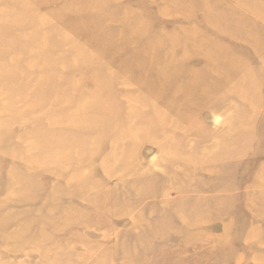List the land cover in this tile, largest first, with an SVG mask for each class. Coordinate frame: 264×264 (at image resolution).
<instances>
[{
  "label": "rangeland",
  "instance_id": "obj_1",
  "mask_svg": "<svg viewBox=\"0 0 264 264\" xmlns=\"http://www.w3.org/2000/svg\"><path fill=\"white\" fill-rule=\"evenodd\" d=\"M70 1L0 0V264H264V0ZM105 2L116 19L92 16ZM69 45L158 114L133 101L122 140L121 113L65 129L84 98L56 85L59 59L83 57ZM171 120L167 142L153 122Z\"/></svg>",
  "mask_w": 264,
  "mask_h": 264
},
{
  "label": "bare ground",
  "instance_id": "obj_2",
  "mask_svg": "<svg viewBox=\"0 0 264 264\" xmlns=\"http://www.w3.org/2000/svg\"><path fill=\"white\" fill-rule=\"evenodd\" d=\"M186 2H188V3L194 2V4L195 3L197 4V0H180V1L177 0L176 1L177 5L180 6V9H183V10H185V6L187 5ZM69 3H71V6H73L75 4L74 0H71ZM118 3H119V0L115 2V5H117ZM106 5L110 6L111 4L105 2L103 4V7H101V8H103V10H100V11L99 10H97V11L93 10L92 11L91 9H89V10L85 9L82 11H84V12L85 11H87V12L92 11L91 12L92 16L94 18L98 17L99 20L103 19L105 16H108L107 18L110 17V18L116 19V17L114 15H105L104 17L101 16L103 14V13H101V11H105L104 7H106ZM30 6H27L23 11L24 12H29V11L33 12L32 8H30ZM82 11L79 12V9L74 10V12L77 14L83 13ZM132 11H133V9H129V8L123 9V11L118 12L117 18H121L123 14H129V12H132ZM133 14H136V13L133 12ZM95 16H97V17H95ZM137 18H138V16H137ZM43 34H44V36L42 37V39H45L49 42H50V40H49L50 37H53V36L61 37V36H63L62 33H57V32H53V31H52V35L50 32L43 33ZM11 35L12 34H9V36H11ZM39 39H40V37H39ZM62 41H64V40L62 39ZM58 45H59V48H63V49H65V47L68 46L66 43H64V44L58 43L56 45L55 50H58ZM155 46H157V45H155ZM69 48L71 50L76 51V52H80V54L83 57L81 59H77L76 57H73L70 60L71 62H69L68 60H64V58L59 59V64L61 67L67 68L68 66H70L71 69L68 72H66V70L63 69L61 72L56 73L54 75V76H56V79H57L56 85L60 86V85H65L66 83H69L71 85L70 86L71 89L69 91L70 96H71L70 97L71 100H77L78 97L83 96V95H84V98H83V101L80 102L78 107L68 111L67 117H68V120H70V121H69L68 126L65 129H67V128H69V129L84 128V132H86V135L95 134V133H99V132H106L107 130L105 128L108 126L105 123H103V122L101 123L100 121L94 120V119L90 120V118L93 116H99L101 114L106 115V116H111L113 114L121 113V117L122 116L126 117L127 121L120 120L123 122H121L122 125L121 124H119V125H121V127H123L124 124L128 125L127 129L124 128V130H123L121 128V131L124 134H118L116 136L117 140H119V139L122 140L125 138L126 133L127 134L130 133L132 135V132L135 131L140 126L139 124H137V122L135 124V119L138 120L141 116V115H139L140 113H138L137 111H133L131 109L132 107H130L131 104L133 103V101L138 102L141 105V110L143 112H144V108H148V110H150L151 118H153L154 114H155V116H156V114H158V110L155 111L156 107L154 105L153 100H151V98H149V97H146L145 94H143V93H139L141 96L135 95L136 98L134 96H130L129 94H125L122 96L120 95V97L119 96L113 97V86L114 87L116 86V81H117V79L112 78L113 76H115L114 68H112L110 66L108 67V65H105L102 62H97L96 60H94L91 57L92 55H90L88 53L89 51L86 49H80L79 50L76 46L73 48L72 45H69ZM34 49H36V46L34 47ZM44 50H45L44 47L39 46V48L36 49V52L38 54H41ZM86 54H88L89 56L85 57ZM13 58H15V61L19 60L18 58L14 57V56H13ZM43 63H47V62L45 61ZM6 69L5 68L0 69V74L2 73L3 70H6ZM87 74H90V76H91V83H92L91 87H79L82 85V83H84L86 81ZM37 75L40 78V80H44V79H42L43 76L46 77L44 73H37ZM35 77H36V75L34 76V78ZM75 79H77V80L75 81ZM122 82L125 83V80L122 79ZM123 83H122V86H123ZM88 84H89V81H88ZM41 92H43L41 89L37 90V93L40 94ZM259 92H257V93H259ZM254 95H256V93H254ZM120 98L122 99V103L119 101ZM254 101H255V99L252 100L249 105L254 104ZM120 107H125L126 109L124 111H122V110H120ZM171 107H172V105L169 108H171ZM169 108H167V109H169ZM148 110H146L144 112L145 114L143 115V117H145V116L149 117V113L147 112ZM83 113L85 114V117H81V115L83 116ZM86 118H87V120L84 121V119H86ZM180 120L182 121V117L176 119L177 122ZM173 123H176V122L174 120H171L169 123H166V125L163 123H160V122H153V124L155 125L154 131L161 132L162 135L165 137L166 141L168 142V140L173 139V137L168 132L167 128L176 126ZM231 126H233V124ZM252 129H253V126L245 125V123H242L237 128L239 134L237 135L236 139L245 140L246 143L249 142L248 140L252 141L253 137H246V136H248V134L252 133ZM245 134H246V136H245ZM56 136H54V137H56V138H54V140L62 138L63 134L59 133ZM72 144L73 143H71L70 145H72ZM52 156L58 157V159H60L59 154H52ZM67 158H68V156L66 157V159ZM227 158H229V157L227 155H225L222 158L218 157L217 159L221 160V162H222L223 159H227ZM192 163L196 164L197 162L192 161ZM209 169H211V167ZM260 170L261 171L264 170V167L261 168ZM259 177H260V175L258 172L256 174V177H255L256 181L261 180Z\"/></svg>",
  "mask_w": 264,
  "mask_h": 264
}]
</instances>
